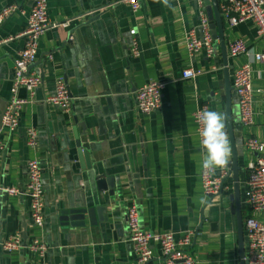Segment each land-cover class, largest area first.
<instances>
[{
	"label": "crops",
	"instance_id": "1",
	"mask_svg": "<svg viewBox=\"0 0 264 264\" xmlns=\"http://www.w3.org/2000/svg\"><path fill=\"white\" fill-rule=\"evenodd\" d=\"M10 2L22 5L25 14L11 15L0 24V118L11 92L14 59L24 44L20 34L32 5L31 0H0V10ZM199 7L204 9L212 34L211 25L216 24L213 0H142L137 12L120 0H47L49 22L57 25L41 37L37 59L29 67L42 83L21 109L16 131L9 134L0 124V140L6 145L0 154V186L23 189L26 161L37 157L44 224L31 223L30 200L25 194L3 193L0 264H138L126 222V210L132 203L147 231L178 235L194 230L191 251L197 264L240 263L231 159L219 194L206 197L199 181L204 153L193 113L205 104L225 115L227 102L219 39L213 38L212 56L204 51L189 56L186 51L185 35L198 27ZM221 22L230 116L239 152L245 248L244 220L248 216L264 220V210L253 211L244 202V140L247 136L264 140V63L249 56L253 119L243 126L231 85L235 62L227 48L237 37L251 51H261L264 40L251 20L229 27L221 14ZM130 30L138 40L137 57L131 56ZM188 67L201 73L183 78ZM59 75L72 97L69 111L46 102L55 92ZM149 81L163 85L162 104L159 110L143 114L135 106L134 93ZM20 95L29 97L25 90ZM30 126L37 132L36 150L26 143L25 130ZM77 141L88 156L89 168L81 165ZM99 180L103 183L98 184ZM70 208H91L92 214L85 213L83 223L77 224L64 217ZM10 237H18L22 245L6 252L2 243ZM33 240L43 243L42 258L29 250ZM151 245L154 256L147 264H161L160 248Z\"/></svg>",
	"mask_w": 264,
	"mask_h": 264
},
{
	"label": "built area",
	"instance_id": "2",
	"mask_svg": "<svg viewBox=\"0 0 264 264\" xmlns=\"http://www.w3.org/2000/svg\"><path fill=\"white\" fill-rule=\"evenodd\" d=\"M142 0H120L127 4L132 12H137ZM32 5L28 12L27 23L24 31L20 34L24 44L14 59V73L11 82V92L5 104L0 118L1 127L7 133H12L19 126V115L21 109L33 98L34 90L42 83L40 75L29 69L30 65L37 59L41 37L50 26L47 13V0H31ZM201 2V0H199ZM218 7L222 17L229 27L235 26L245 20H251L256 28L257 35L264 40V0H218ZM14 14H25V9L17 2H10L0 10V24L6 18ZM200 34L197 28H191L186 32V51L193 56L199 51H204L206 56L214 54L213 37L209 28V21L202 7H199ZM65 23V22H64ZM131 34V56L140 54L138 40L135 31ZM227 53L229 58L235 62L231 75V85L237 98L239 120L243 126L252 123V84L251 63L249 56L256 62L264 63V48L261 51H251L241 38L234 37L228 43ZM244 57V60H243ZM247 57V59H245ZM201 73L194 67H188L182 72L183 78H195ZM163 85L158 81H149L140 86L134 93L135 106L143 114L155 112L161 108V91ZM20 90H25L29 97L20 95ZM264 95V88H263ZM264 99V96H263ZM50 105L57 106L63 111H69L72 103L69 88L63 76L55 79V92L46 98ZM207 105H200L193 113L196 134L200 141L197 117ZM26 143L29 148H37V132L35 127L30 126L25 130ZM201 146V145H200ZM6 145L0 140V154ZM202 147V146H201ZM244 150L247 154L245 164L247 175L244 180L245 198L247 207L253 211L264 210V140L253 136H247L244 140ZM254 155V157H250ZM26 181L23 189L17 186H0V197L3 193L17 195L25 194L29 200V213L33 226L42 227L43 215V183L42 171L37 157L26 161ZM227 168L217 169L215 173L200 169L199 181L206 197L217 195L223 189ZM126 222L130 230V241L137 255L138 264H147L154 256L152 243L160 248L161 264H197L191 251L194 230H186L180 234L172 231L150 232L142 228L136 204L132 203L126 210ZM245 236V264H264V220L254 216H248L244 220ZM22 242L18 237H10L2 243L6 252L18 250ZM29 250L39 258L43 257L44 245L40 240H33L29 244Z\"/></svg>",
	"mask_w": 264,
	"mask_h": 264
},
{
	"label": "water",
	"instance_id": "3",
	"mask_svg": "<svg viewBox=\"0 0 264 264\" xmlns=\"http://www.w3.org/2000/svg\"><path fill=\"white\" fill-rule=\"evenodd\" d=\"M213 7H214V14L216 18V24H212V37L217 38L220 41L221 51L223 55V63L225 65V87H226V94H227V102H226V109H225V120H226V132L228 134L231 148H232V158L229 163L230 171L232 172V178H233V186H234V193L232 196L234 205H233V212L236 217V226H237V242H238V255L240 258L239 264H245V248H244V240H243V226H242V215H241V204H240V190H239V177H238V171H239V164H238V156L239 152L237 149V145L234 139L233 135V125H232V119H231V108L229 105V90H230V81L228 77V66H227V56H226V47H225V39L223 34V26L221 22V14L218 9V1L213 0ZM88 24V23H87ZM217 25V29H216ZM76 145L78 146V155L81 160L82 167H90V164L88 162V156L86 155V152L80 151V142L77 141ZM83 159V160H82ZM103 180H99L98 184L103 183ZM85 213H87L89 216L92 214L91 208H70V210H66L63 212L65 215V219L71 220V221H77V224H82Z\"/></svg>",
	"mask_w": 264,
	"mask_h": 264
},
{
	"label": "clouds",
	"instance_id": "4",
	"mask_svg": "<svg viewBox=\"0 0 264 264\" xmlns=\"http://www.w3.org/2000/svg\"><path fill=\"white\" fill-rule=\"evenodd\" d=\"M197 122L200 125L199 143L204 153L200 167L215 173L217 169L225 168L232 156L225 115L218 110L204 109L198 115Z\"/></svg>",
	"mask_w": 264,
	"mask_h": 264
}]
</instances>
